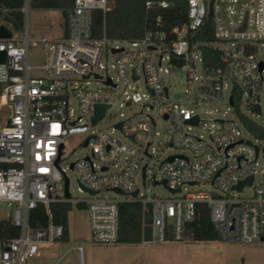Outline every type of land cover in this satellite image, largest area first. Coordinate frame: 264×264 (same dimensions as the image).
<instances>
[{
  "label": "built area",
  "instance_id": "2783aa9c",
  "mask_svg": "<svg viewBox=\"0 0 264 264\" xmlns=\"http://www.w3.org/2000/svg\"><path fill=\"white\" fill-rule=\"evenodd\" d=\"M171 7L166 0L145 4L146 10ZM28 8L29 0H24L23 17ZM109 11V0H72L66 36L47 42V60L33 65L29 53L34 41L27 30H14L0 5V29L10 35L0 38V111L8 113L0 126V208H12L8 219L0 210V221L19 230L17 237L0 243V264H28L41 250L61 243L64 228L53 224L50 213V206L59 204L86 211L92 241L99 245L117 243L119 206L135 202L149 206L151 238L160 244L182 242L200 204L208 209L220 241L263 242L264 152L241 117L259 125L264 120V0H186L183 24L166 30L160 16L137 40L107 37ZM95 14L103 20L100 32H94ZM207 20L214 41H195ZM204 49L218 53L216 66L210 57L204 65ZM108 57L113 58L115 79L105 65ZM197 66L203 73L198 80L193 76ZM181 69L188 85L200 81L194 92L187 89L184 99L176 101L170 98L169 76ZM139 80L143 94L135 86ZM225 97L230 108L222 118L201 120L194 112ZM120 99L121 110L140 107L147 113L109 115ZM241 104L251 117L240 112ZM97 105L107 109L92 125ZM117 116L110 126H101ZM72 136L83 137L80 145L87 152L62 169ZM65 170L76 173L83 197H71ZM250 177V184L234 189ZM197 186L210 191H192ZM155 187H163L167 197H153ZM245 190L250 194L244 196ZM38 206L44 207L48 222L33 229L29 213ZM76 251L84 264L83 248Z\"/></svg>",
  "mask_w": 264,
  "mask_h": 264
},
{
  "label": "rangeland",
  "instance_id": "374dc122",
  "mask_svg": "<svg viewBox=\"0 0 264 264\" xmlns=\"http://www.w3.org/2000/svg\"><path fill=\"white\" fill-rule=\"evenodd\" d=\"M178 1V0H166ZM180 1V0H179ZM64 22L58 11H40L33 10L30 7L28 12L23 17V32L27 30L30 40L34 41V46L31 47L29 58L33 65H41L48 58L46 49L47 42L54 41L57 37L64 35ZM116 45V44H112ZM126 46V45H125ZM215 47H218L216 44ZM113 62L112 57L107 58L105 65L107 66L109 75L116 78L111 70ZM203 73L197 66L193 76L198 79ZM200 81V80H199ZM199 81L190 85L187 83V73L185 69L171 70L169 76V94L172 100L180 101L185 97V90L190 89L192 92L199 84ZM94 83L91 87H94ZM141 94L144 93L143 81L139 80L135 83ZM123 99H120L109 111V115L114 113H124L125 118H129L134 114L142 111L147 113L146 109L135 107L131 110H121L120 105ZM70 106L74 113L78 111V106L75 100L70 98ZM230 108L227 97L223 102L202 104L199 105L194 112L201 120H213L222 118ZM240 112L247 117H251L248 111L241 104ZM8 113L4 110L0 111V126L4 124ZM137 116L134 117L136 120ZM254 118V117H252ZM256 119V118H254ZM119 120L118 116L111 118L101 126L103 128L110 126L115 121ZM257 121H259L257 119ZM155 131L161 132V127L157 126ZM193 134L202 135L197 130H192ZM114 136L123 141L124 138L119 133H114ZM83 137L72 136L67 140V149L70 151L66 155L65 164L62 169H65L69 163L76 162L82 159L86 150L80 145ZM168 153H173L169 151ZM66 171V170H65ZM66 176L69 179V191L72 198H81L83 195L78 192L76 183V173L66 171ZM192 191H210L208 186H197ZM244 196L250 194L249 190L242 193ZM106 196H112L107 193ZM152 196L157 198L167 197V193L163 187H155L152 189ZM1 217L8 219L11 215L12 208L2 206ZM68 242L59 243L53 248L43 249L38 257L30 259L28 264H79L77 247H82L84 250V264H264V241L254 244L228 243L222 241L216 242H191L183 240L182 242H168L160 244L152 241L137 245L112 244L99 245L92 241L88 216L84 209L71 207L68 213Z\"/></svg>",
  "mask_w": 264,
  "mask_h": 264
},
{
  "label": "trees",
  "instance_id": "16d2710c",
  "mask_svg": "<svg viewBox=\"0 0 264 264\" xmlns=\"http://www.w3.org/2000/svg\"><path fill=\"white\" fill-rule=\"evenodd\" d=\"M24 0H0L8 14L6 19L12 23L14 30L23 28V14L20 12ZM164 0H109L110 11L105 17V32L109 39L113 40H137L140 39L146 28L152 27L158 17L164 20V28L169 30L181 25L185 21L186 0L170 2L172 7L168 10H146V2H159ZM72 6V0H29V7L40 11H58L64 22V36L67 32L68 10ZM94 32H100L103 20L100 14L94 15ZM198 42L214 41L212 22L207 20L205 26L195 38ZM204 65L207 58L213 59V65L218 64V53H212L204 49ZM243 126L250 135L262 143L264 152V120L261 125L241 117ZM70 205L59 204L50 206L52 222L64 228V237L61 243L68 242V213ZM48 217L43 206H38L29 213V226L33 229L44 228ZM151 214L149 206L141 203H123L119 206L118 214V244L137 245L151 242ZM19 235V230L10 221H0V243L10 241ZM191 242H216L220 241L213 225L210 223L209 212L205 205H197L196 216L192 223L187 225L185 239Z\"/></svg>",
  "mask_w": 264,
  "mask_h": 264
},
{
  "label": "water",
  "instance_id": "95a60500",
  "mask_svg": "<svg viewBox=\"0 0 264 264\" xmlns=\"http://www.w3.org/2000/svg\"><path fill=\"white\" fill-rule=\"evenodd\" d=\"M212 17V10H211V4H210V9H209V14H208V18H211ZM9 33L4 29V28H1L0 29V38H9ZM4 60V54L3 53H0V61L3 62ZM264 67V65L262 64L261 65V69ZM107 107L106 106H101V105H97L94 107V117L92 119V125H95L99 120H101L105 114V111H106ZM255 111L257 112V114H260V110H259V107H256L255 108ZM197 122V118L193 119L192 121H190L191 124H196ZM117 128H120V125H117L116 126ZM132 139V137H131ZM87 145V141L84 143V146ZM169 160H172V159H169ZM252 181V177L248 178L247 180L243 181V182H240L238 185H236L234 187L235 190H241L243 188V186L245 185H248L250 184ZM64 190H65V197L66 198H69V194H68V181L67 179H65L64 181ZM114 192H116L117 194L119 195H123V193L119 190H114ZM91 195L95 194L93 192H89ZM137 195V192H134L131 196L133 198H135Z\"/></svg>",
  "mask_w": 264,
  "mask_h": 264
},
{
  "label": "crops",
  "instance_id": "0c3cea01",
  "mask_svg": "<svg viewBox=\"0 0 264 264\" xmlns=\"http://www.w3.org/2000/svg\"><path fill=\"white\" fill-rule=\"evenodd\" d=\"M63 37V35L62 36H59V37H57L55 40H58V39H60V38H62Z\"/></svg>",
  "mask_w": 264,
  "mask_h": 264
}]
</instances>
